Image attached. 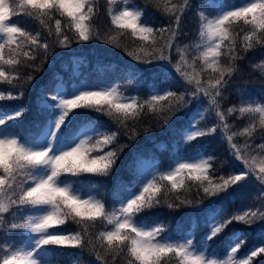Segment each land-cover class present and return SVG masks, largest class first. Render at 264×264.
<instances>
[{"label": "snow or ice", "instance_id": "snow-or-ice-1", "mask_svg": "<svg viewBox=\"0 0 264 264\" xmlns=\"http://www.w3.org/2000/svg\"><path fill=\"white\" fill-rule=\"evenodd\" d=\"M107 5L111 25L118 32L130 30L132 36L145 42L136 52H128L129 56L145 63L156 60L172 63L174 43L182 34L181 19L185 11L192 7L190 0L166 5V11L171 14L170 23L159 29L143 23L142 10L133 6L130 0H120L119 3L118 0H107ZM213 12L215 15L212 18L203 11L198 13L199 35L204 43L195 46L191 62L184 49L176 48L180 63L174 67L189 85L195 84V91L188 95L198 98L202 93L207 97L209 103L216 107L215 115L222 122V127L228 130L226 114L219 110V98L223 96L235 67L220 64L219 57L224 47L228 48L233 61L242 58V53L258 46L264 47V0H248L242 6L225 4L213 9ZM97 13V0H0V80L12 83L9 72L3 66L15 71L19 65L34 62L38 50L42 49L45 57L50 53L48 42L41 43L38 35L12 22L13 17L26 15L38 20L49 36L55 37L54 46L68 48L77 41L102 39L91 27ZM238 25L243 33L240 47H237L233 35ZM161 40L163 43H158ZM103 42L116 43L119 47L117 36ZM196 61H202L199 72ZM205 68L214 75L202 80L199 77ZM186 69H192V72ZM52 87L54 94L50 98L44 96L42 112H46L47 116L32 137L17 132L25 112L23 107L0 111V229L19 233L27 241L22 247L5 245L0 248V264H50L45 253L53 246H91L95 250L93 239L86 237H91L92 230L98 225H104V230L98 232L95 240L112 255L114 264L121 254L127 256V264H253L254 257L264 254V247H257L246 258L236 259L244 243L240 236L229 246L227 259L217 256L207 243L233 222L252 225L264 221V208L261 207L231 215L225 214L222 208L208 213L209 229L199 240L190 236L173 238L166 235L163 224L144 226L137 221L139 213L160 203L162 188L167 189L168 184L172 191L183 188L185 173L188 179L199 182L198 197L199 189L203 191V197L198 200L200 203L205 198L227 193L233 185L246 181L252 175L264 186V143L246 144L242 150L233 143V137L237 135L233 133L227 140L235 158L244 166L238 174L220 176L214 180L209 171L213 167L211 158L191 160L183 157L159 174L149 173L139 181L137 187L142 190L138 195L136 188L130 189L119 201L118 209L109 212L105 203L97 199L91 189L83 187L84 180L81 178L86 174H109L122 151V147H110L117 139V132L108 133L101 130L102 126L96 125H85L73 131L72 125L77 116L73 110L94 109L116 120L127 130V121L137 119L145 104L155 107L160 101H168L167 111L172 113L190 101H185L184 95L177 96L168 84L156 89L151 100L144 103L136 97L123 96L118 85L83 87L71 92L58 85ZM23 95V91L19 95L0 93V101L19 99ZM237 112L253 118L241 135L251 137L255 133L257 114L260 131L264 133V104L242 97L241 106L227 109L229 115ZM186 131V139L193 141L213 134L217 129L211 127L205 131L190 127ZM131 134L134 135V131ZM253 151L257 155H252ZM259 195L264 197V187L259 189ZM176 199L180 200V205L192 203L179 195ZM180 205L169 204V207ZM5 214L19 215L21 218L9 222ZM66 222L81 225L82 231L75 235L51 231Z\"/></svg>", "mask_w": 264, "mask_h": 264}, {"label": "trees", "instance_id": "trees-1", "mask_svg": "<svg viewBox=\"0 0 264 264\" xmlns=\"http://www.w3.org/2000/svg\"><path fill=\"white\" fill-rule=\"evenodd\" d=\"M137 2L138 6L142 10L144 15H150L153 19L156 20L157 24H153L155 29H159L161 27H167L170 23V13L166 11V5L170 6V3H182L183 0H134ZM202 0H190L192 7L185 11L180 23V31L181 35L178 36L174 43V50L172 53H175V49H184L186 48L185 43H183L184 34L189 36H193L196 27V21L194 19V6L198 5L199 8H202ZM98 13L93 18L91 22V27L94 32H98L102 39H92L90 42L100 44L104 46V50H110L111 56L115 60L127 61L133 60L132 56L128 55V52H136L145 42L139 40V37L132 36L129 30L127 31H117L114 25H111L110 16L107 12V0H97ZM22 20L26 22V25L29 26V31L33 35H38L40 42H48L50 45V53L45 57L43 55V50L40 49L37 52V59L33 61H29L22 65L17 66L16 70L5 67V70L9 72L10 79H12V83H8L6 81L0 80L1 83L4 84L7 91L11 92L14 95H19L21 91H23L24 95L19 98V100L33 109L35 107V98H36V85L37 80L40 76V73L46 69V65L49 61L52 60L53 55L56 53V49L59 46H54L53 41L55 39L54 36H49L48 31L42 25L39 24V21L34 18H29L26 15H20ZM54 27V21L52 22ZM236 37V41L240 47L242 43V31L241 27L236 26V30L233 33ZM112 36H117V42L119 43V47L116 46V43H104L103 40L110 39ZM150 41L148 42L149 50H150ZM158 43H163V41H159ZM227 44V43H226ZM63 48V47H62ZM256 50V51H255ZM255 50H250L247 53H242V58L237 59L235 61L232 60L231 55L228 53V48L224 47L222 49V55L220 56V64L228 66L234 65L235 70L232 73L231 77L228 78L231 82H239L240 87H251L253 85H259L263 87L264 85V47H256ZM191 62V60L188 58ZM134 61H137L134 59ZM2 66V65H0ZM197 72L200 71V65L196 62ZM188 72H192V69H186ZM208 73L205 74V71L200 75V79L205 80L209 76H212ZM31 76L32 79L29 80L28 77ZM227 78V77H226ZM194 84V83H193ZM2 92L4 90L0 89ZM176 91V90H174ZM226 92L223 91V96L219 98V109L222 108V111L226 114V122L229 124L228 130H225L222 126L220 129V135L216 139L214 138L210 141V147L214 150L215 161H212L213 170H210V175L213 179H218L220 176L227 177L232 171V156L234 154V150L232 152H227L225 147L228 146L227 137L232 135L233 133H237L233 137V141L244 149L246 144L258 145L264 141V133L260 131V123L258 117V127L256 125V133H254L251 137L247 135H241L244 132V129L249 126L246 122L245 115L241 116L238 112L233 114H227V109L232 107V105L228 102L229 97H227ZM141 103H144V99L139 100ZM173 103L175 101L173 100ZM168 101H160L155 107H150L148 104H145L143 111L140 116L135 120H128V129H124L121 125L117 123L116 120L111 117L103 114L105 117L108 129L107 132H117V139L115 143L110 146L114 149H120L122 147V151L119 152V158L116 161L115 165L111 170H116V176L121 177L126 173L123 170L122 166V156L125 152L126 147H136L141 152H144L146 149L151 147V141L148 139L151 135H157L159 133L164 132L167 126L171 124L172 119L177 116L183 105L179 107L178 110H175L172 113L167 111ZM79 109H75L76 111ZM86 110V109H82ZM216 107L212 105L211 111L213 115L216 112ZM28 122L22 117L18 127L17 132L21 134L23 130L27 128ZM132 131H134V135H132ZM252 155H257V152H251ZM222 160L224 166H220L218 161ZM185 175V186L183 188L177 190H170L171 185H167V189L162 188L161 193L159 194L160 203L152 208L160 209L167 213H175L181 211L189 206L195 205L198 202L200 197H203L202 189H199V197L197 195L198 192V184L199 182L192 181ZM167 183V182H164ZM259 183V181H258ZM245 186V190L248 192L247 194H239L238 186ZM260 186H262L259 183ZM264 187V186H262ZM236 190V195L229 196L230 201H234L236 204L234 206H238L237 212H241L246 209H255L257 207L264 208V197H261L256 193L257 186L255 183L249 178L246 181L240 182L237 185H233L228 191ZM165 192L167 194H165ZM177 195L186 200H191L192 203L180 205V200L176 199ZM225 193H221L216 198L224 197ZM260 196L263 199H255L253 202H257V205L251 204H243L241 201L245 199H251L252 197ZM212 198V197H210ZM210 198L203 199L207 201ZM203 201V202H204ZM107 204L108 209H110V205L113 206V201H108ZM169 204L180 205L179 207H169ZM234 208V207H233ZM232 208V209H233ZM109 211V210H108ZM110 212V211H109ZM236 212V213H237ZM18 219H19V215ZM5 219L9 222L17 221L16 216L11 214H5ZM264 221H257L252 225H246L243 222H233L231 225H228L214 240L212 247L218 251H222L226 248L227 244L230 241L232 235L236 237H244L247 233H251L254 239L256 236L253 233L258 232L261 229V223ZM68 227V229L75 235L77 232L82 231V226L76 224L75 222H66L64 224ZM104 230V225H98L97 228L92 230L91 237H86V239H93L95 243V250L91 246L80 248L79 249L87 260L93 261L95 264H114L112 255L108 253L105 248H101L100 244L95 240V237L98 235L99 231ZM9 234L6 229H0V248L2 244L5 242V237ZM245 239V238H244ZM264 247V245L262 246ZM264 254H260L257 257L253 258V264H262V262L258 259L263 257ZM99 257V258H98ZM127 256L121 254L116 258L115 264H127Z\"/></svg>", "mask_w": 264, "mask_h": 264}, {"label": "rangeland", "instance_id": "rangeland-1", "mask_svg": "<svg viewBox=\"0 0 264 264\" xmlns=\"http://www.w3.org/2000/svg\"><path fill=\"white\" fill-rule=\"evenodd\" d=\"M207 73H208V75H209V74L211 75L210 70H208ZM103 86H111V84H104V85H101V86H99V87H103ZM83 87H88V86H86V85H81L79 88H83ZM200 115H201V113H200L199 111H195V112L193 113V118H194V119H197V118L200 117ZM180 158H183V156H178V157L175 158V160L180 159ZM188 158H190L191 160H197V159H201V158H202V159H207V157H206L204 154H202V153H197V154H195V155H193V156H190V157H188ZM175 160H174V161H175ZM173 164H174V162H173ZM147 226H149V225H147ZM223 259H224V258H223Z\"/></svg>", "mask_w": 264, "mask_h": 264}]
</instances>
